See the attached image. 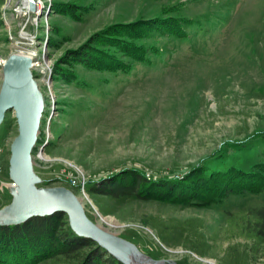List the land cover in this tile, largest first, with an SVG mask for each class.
Instances as JSON below:
<instances>
[{"label":"rangeland","instance_id":"rangeland-1","mask_svg":"<svg viewBox=\"0 0 264 264\" xmlns=\"http://www.w3.org/2000/svg\"><path fill=\"white\" fill-rule=\"evenodd\" d=\"M23 2L0 0V87L11 54L38 56L33 72L46 101L33 153L39 186L70 188L93 221L163 264H264V247L255 254L226 213L264 204V182L252 172L264 171V0H35V11ZM161 17H179L185 29L178 22L168 24L176 33L161 32L154 25ZM137 22L150 26L140 38L147 49L125 66L62 60L95 33ZM103 47L127 59L115 45ZM57 63L72 81L55 76ZM17 134L7 113L0 185L13 183L10 146ZM136 168L152 180L181 179L194 169L208 179L246 171L257 187H237L229 197L222 187L217 202L197 206L91 195L98 178ZM11 199L9 188L0 189V208Z\"/></svg>","mask_w":264,"mask_h":264},{"label":"trees","instance_id":"trees-1","mask_svg":"<svg viewBox=\"0 0 264 264\" xmlns=\"http://www.w3.org/2000/svg\"><path fill=\"white\" fill-rule=\"evenodd\" d=\"M155 22L154 25L160 28L161 32L166 33L177 31V28L173 30L168 24L176 25L179 22L183 29L186 26V22L179 20V17H161ZM142 25L137 22L106 28L104 32L92 35L77 49H70L62 60L66 64L76 63L97 68L123 67L128 61H133L129 59H137L144 55L147 49L140 38L143 34L148 37L146 33L150 26ZM4 27L5 24L0 19V29ZM103 45H115L122 50V55H126L127 59L110 54ZM54 74L56 77L61 75L72 81L71 76L60 63L56 64ZM35 75L37 77L38 73ZM252 172L255 174L254 177L258 176L256 183L264 182L263 170ZM249 173L246 171H243V174L222 173L208 179L203 176L205 174H196L194 169L181 179L152 180L140 169H125L116 175L98 178L89 190L93 196H108L114 199L135 197L197 206L217 202L222 187L227 197L233 195L237 187H241L242 191L255 189L257 186L251 180L254 177L247 178ZM218 185L221 188L219 190ZM226 213L232 215L229 217L232 231L252 242L251 248L255 254L264 247V204L248 203L239 212ZM198 221L197 223H200ZM194 223L196 222L193 220L187 221L189 225ZM184 226L185 224H181L182 228ZM160 231L166 236L170 233L168 229L165 232L162 229ZM199 243L197 246L206 255L204 242L199 241ZM44 261H49L48 264H124L94 240L79 236L71 227L68 214L65 212L34 217L19 225L0 226V264H42Z\"/></svg>","mask_w":264,"mask_h":264},{"label":"water","instance_id":"water-1","mask_svg":"<svg viewBox=\"0 0 264 264\" xmlns=\"http://www.w3.org/2000/svg\"><path fill=\"white\" fill-rule=\"evenodd\" d=\"M35 11V0H29ZM0 127L7 113L12 112L18 134L10 146L9 178L11 201L0 208V226L23 224L34 217L57 212L68 214L73 230L105 248L124 264H163L144 254L134 243L93 221L87 214L83 199L65 186H39L42 178L35 170L34 149L44 117L46 101L33 72V59L13 53L1 66Z\"/></svg>","mask_w":264,"mask_h":264},{"label":"bare ground","instance_id":"bare-ground-1","mask_svg":"<svg viewBox=\"0 0 264 264\" xmlns=\"http://www.w3.org/2000/svg\"><path fill=\"white\" fill-rule=\"evenodd\" d=\"M23 4H24V6H27L28 7V0H24V2H23ZM20 5V4H19ZM22 8V7H21ZM25 9V8H24ZM26 13V12H25ZM20 53H22V54H25L26 56H29L30 58H32L33 59V67H35V66H40L41 64H40V62L38 61V60H36V58L38 57H35V55H33L34 53H32V52H29V53H23V52H20ZM6 61V60H5ZM5 61L2 63V65L5 63ZM42 63V62H41ZM4 153V149L2 148V147H0V157H1V155ZM44 159H48V156H42ZM12 184H14V183H12ZM102 221L104 222V223H107L108 225H112V226H116V225H118V221L114 218V217H102ZM100 224H102V223H100ZM102 226H103V224H102ZM146 264H151L150 262L149 263H146Z\"/></svg>","mask_w":264,"mask_h":264},{"label":"built area","instance_id":"built-area-1","mask_svg":"<svg viewBox=\"0 0 264 264\" xmlns=\"http://www.w3.org/2000/svg\"><path fill=\"white\" fill-rule=\"evenodd\" d=\"M10 185H13V184H12L11 182H9V180H8L7 183H2V184L0 185V189L4 190L5 187H6V188H9Z\"/></svg>","mask_w":264,"mask_h":264}]
</instances>
